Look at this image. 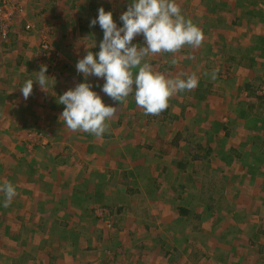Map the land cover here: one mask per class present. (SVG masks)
<instances>
[{
  "label": "rangeland",
  "instance_id": "1",
  "mask_svg": "<svg viewBox=\"0 0 264 264\" xmlns=\"http://www.w3.org/2000/svg\"><path fill=\"white\" fill-rule=\"evenodd\" d=\"M210 1L206 25L209 29L220 11L224 16L234 12L227 10L221 0ZM175 2L181 3L180 0ZM196 2L201 5V0ZM129 3L131 0H8L6 8L15 13L7 34L0 33V95L16 97L18 106L13 109L20 113L35 108L30 100L40 99L41 95L42 100L51 102L43 105L45 110L52 109L59 95L84 81L83 75L76 71L77 60L88 50L94 54L99 51L103 31L98 23L90 26V20L98 15V8L102 6L105 11H111L120 27L119 17ZM216 7H220L217 13ZM183 12L185 16L186 11ZM198 13L193 16L197 18L195 21L202 19L203 9ZM230 17L228 14L223 23H230ZM255 25L262 27L260 22ZM216 26L230 32L233 29ZM198 27L202 29L201 25ZM245 27L240 24L235 30L241 32ZM231 38L223 41L224 45L212 40L214 46L208 54L204 51L207 42L203 41L193 53L185 52L188 47L185 45L181 52L146 57L155 71L166 76L175 77L185 72L195 74L199 81L194 90L171 97L166 112L158 116L145 115L133 95L122 104L113 101L101 91L103 78L89 76L88 82L103 102L117 109L114 117L107 121V137L72 131L76 142L81 141V152L77 147L73 150L64 140L70 132L59 120L62 111L52 127L58 131L54 137L46 135L49 131H45L43 125L38 126L34 117H28L35 126L24 130L16 139L31 149L48 150V153L52 152V146L58 150L63 148L60 157L65 161L58 162L61 168L92 163L96 157H90L86 151L92 141L101 145L102 141L107 142V151L102 152L111 155L113 167V171L106 169L107 174H112V186L109 189L100 184L95 188L91 208L98 209L92 213V218L76 228L83 239L90 238L86 243H95L97 249L89 251L87 247L79 254L72 244L68 249L61 247L62 253L56 258L62 257L64 252L68 256L49 264H98L100 261L102 264H264V108L256 115L254 112L260 110L254 107L253 118L241 117L246 110L245 103L251 102L243 83L254 86L255 94H264L263 85L257 80L258 76L264 77V47L255 49L253 42H249L247 48L244 42L237 41L240 37ZM93 42L95 47L91 48ZM43 43H47L49 49L44 51ZM132 43L142 45L143 36H136ZM218 46H223L221 54L217 53ZM245 54L252 55L253 61ZM168 55L175 58L177 64H170ZM42 64L47 66L46 75L55 83L44 91L34 80L32 93L25 100L20 87L27 79H35ZM216 69L219 71L213 80L211 73ZM39 117L41 120V115ZM255 117H261L263 125ZM20 122L8 121L7 125L17 126ZM5 140L3 144L11 142L13 137L6 136ZM41 153L43 160L52 164L50 156L48 160L46 152ZM0 154V160L4 156L13 159L11 153ZM64 156L71 157L68 160ZM82 156L87 163L82 161ZM179 205L190 208L193 214L179 215L176 208ZM151 212L159 219L154 220ZM151 220L155 227L151 226ZM116 224L121 230L115 228ZM30 252L34 257L46 253L44 249L43 254L39 249Z\"/></svg>",
  "mask_w": 264,
  "mask_h": 264
},
{
  "label": "crops",
  "instance_id": "2",
  "mask_svg": "<svg viewBox=\"0 0 264 264\" xmlns=\"http://www.w3.org/2000/svg\"><path fill=\"white\" fill-rule=\"evenodd\" d=\"M180 1L181 3L179 6L181 7L182 14L184 15L183 11H186L185 18L191 19L197 26H202L201 30L204 36L203 41L207 42L204 44V51H206V53L214 46V44H211L212 40L216 42L220 41L222 42L221 44H223V41H229V37H232L231 39L234 40L240 37L237 41H240L241 43L244 42L245 44L243 45L247 48L250 46L249 42H253V48L263 49L264 0H221V3L227 7V10L233 9L234 12H228V14L231 15L230 23H223L227 20L226 18L228 14L224 16L225 13L220 11V15L222 14L221 16L218 13L214 19L212 18L215 21L213 22L215 27L213 26L211 29L206 26L209 22V17L207 15H209V10L211 9L210 4H212L210 0H201V5L197 3L196 0ZM197 4H199L200 7ZM47 7H49V5L45 6V8ZM201 9H203L204 15L202 16V19L198 18V20L195 21L197 18H194L193 16L199 15L198 12H201ZM219 9L220 7H218L216 13ZM204 16H206L207 19ZM257 22H260L262 27L260 25L256 26L255 24ZM217 24L233 28L234 31L232 29L233 32H230L223 26L219 28V26H216ZM240 24L246 25V27L242 28L241 32L240 30L238 32L235 29L236 26ZM243 45L238 44L240 48L246 50L247 48ZM220 47L218 46L219 50L217 53L222 52L223 46ZM194 49L195 48L188 46L185 52L193 53ZM171 55L175 56V54ZM222 55L225 57V53H222ZM166 56L167 55H164V57ZM168 56V59L171 60L172 56ZM245 57H248L253 61L252 55L245 54ZM10 78L13 79L12 76ZM263 78L264 77L258 76L257 80L260 82ZM246 84L249 83L244 82L243 88L247 92L245 89ZM210 86L212 87V85ZM210 90H212V88H210ZM35 93L37 95L41 94L40 91H35ZM8 96L9 95H0V136L2 137H0V140H2L0 143V152L3 155L11 153L13 159L11 160L10 156H4L5 158L0 160V183H3L5 180L11 182L16 189L17 195L13 198L10 206L4 207V194L0 193V212L2 213L0 217V264H49V262L54 263L63 261V258L68 256L66 252L62 254V257H56L62 253L61 247L68 249V246L71 244L76 247L74 250L78 251L76 253H81L87 247L89 251L96 250L98 245H95L93 242L86 243L90 238L83 239L82 235L79 234L76 228H79L80 224L88 218H92V213L98 209L96 208L94 210V208H91V204L94 200L95 188L100 184L108 186L109 189V186H112V174L109 172V174H107L108 170H106L108 168H111V170L113 169L111 166V155L109 156L102 152V150L107 151L105 145L107 142L102 141V138H100L99 141H102V143H104L103 145L98 142L96 144L95 141H92L91 145H88L89 148L86 151L90 153V157H96L93 158L94 164L93 162H85L82 156V161L87 164L83 165L82 163V166L80 165V167L71 166L70 168H61L58 165V162L59 160L62 162L65 161L60 157V151H63V148L62 150H58L52 146V152L48 153V150L39 151L31 149L28 145L21 144L16 138L17 136H20L24 130L27 131L28 128L35 126L30 124L32 123V120L28 117H34V121L37 122L38 126L39 124L43 125L42 128H44L45 131L50 132H47L46 135L54 137V133L58 131L52 127H54L58 121L57 114L63 111L62 104L53 107L54 104H57V102H54L52 109L45 110L46 108H44L43 105L48 103L51 104V102L48 100L47 102L42 100L41 95L40 99L37 98L30 100V102L38 108H33L35 112L30 108L26 109L27 111L20 113L18 110L16 111L15 108L13 109V107L18 106L17 100H15L16 97H13L12 99L8 98ZM13 101L16 103H13ZM239 102L238 105L243 106V103ZM248 104L249 103H245L244 105L246 109ZM163 112L165 113L166 111ZM39 115H41V120ZM242 118L250 119L253 118V116L249 113L248 116ZM255 118L261 123V117ZM18 120H21V122L17 124V126L7 125L8 121ZM261 125H263V122ZM35 128L39 129L38 127ZM59 129L60 126L58 127V130ZM69 132L70 133H67L64 140L67 141L73 150L77 147V151L81 152L79 148L81 141H78L79 143L76 142L77 139L75 133L70 129ZM105 133H103L102 136L107 137L108 134ZM6 136L13 137V140L7 144H3V140H5ZM48 139L49 138H47V140ZM87 141L91 142L90 140ZM47 142H49V140ZM62 143L67 144L63 141ZM97 148H101V151L97 150ZM37 151H39V155H36ZM41 152H46L45 155L48 160L50 156L52 164L43 160V153ZM1 157L0 154V159ZM64 157L69 160L71 156ZM98 199L99 197L96 198V201ZM151 213L154 220L159 219L154 212ZM119 214L124 215L122 213ZM143 216L144 214L142 213L141 217ZM177 219L181 220L180 217H177ZM140 222L141 221L139 220L137 221V223ZM150 223H152V227H155V222H153V220H151ZM144 227L147 228V225ZM115 228L121 230L117 224ZM120 230L119 233H122ZM70 232L72 233V236L69 235ZM101 236L105 238L103 234H101ZM102 237H100V239H102ZM33 249H39L42 254L44 249L46 252L44 255L46 257H44V255L40 257L31 256L32 254L30 251ZM86 251L85 254L87 253ZM88 256H90V254H88ZM122 263H124V260ZM98 264H102V261Z\"/></svg>",
  "mask_w": 264,
  "mask_h": 264
},
{
  "label": "clouds",
  "instance_id": "3",
  "mask_svg": "<svg viewBox=\"0 0 264 264\" xmlns=\"http://www.w3.org/2000/svg\"><path fill=\"white\" fill-rule=\"evenodd\" d=\"M119 19L120 27L111 11H105L102 6L98 8V15L90 20V26L98 23L103 31L99 51L94 54L88 50L77 60L75 68L84 81L58 96L57 102L64 105L59 119L73 132L83 131L100 137L108 129L107 121L116 113L117 107L106 105L93 90L89 76L103 78L101 91L113 101L122 104L133 95L137 107L143 109L145 115L153 116L166 110L169 99L175 94L198 86L195 74L180 72L169 77L155 71L146 60L158 53H176L185 45L198 48L204 40L202 30L185 18L175 0H131ZM138 35L144 38L142 45L132 43ZM169 63L175 65L177 60L173 58ZM134 69L138 71L134 73ZM218 71L211 73V79H216ZM46 72L47 66L42 64L35 79H27L20 87L25 100L32 93L34 80L44 91L55 83ZM0 193L4 194V207L10 206L17 195L15 187L7 180L0 183Z\"/></svg>",
  "mask_w": 264,
  "mask_h": 264
},
{
  "label": "trees",
  "instance_id": "4",
  "mask_svg": "<svg viewBox=\"0 0 264 264\" xmlns=\"http://www.w3.org/2000/svg\"><path fill=\"white\" fill-rule=\"evenodd\" d=\"M0 5H1V0H0ZM261 85H263V91H264V78L261 80ZM245 89L247 90V93L249 94L250 98H251V102L249 101V104L247 106V109L243 111V114H241L242 117L248 116L249 113H253L254 112V107L259 108V112L256 113L254 112L256 115L257 114H261L262 110L261 108L263 107L264 104V94L263 95H258L255 94V88L254 86H251V84H246L245 85ZM255 98V99H254ZM257 100V103L255 102ZM256 108V109H257ZM180 165V164H179ZM182 166V165H180ZM129 189V188H128ZM177 210H178V214L181 216H188L189 214H193L191 212L190 208H187L185 206H176ZM194 216H198V215H194Z\"/></svg>",
  "mask_w": 264,
  "mask_h": 264
},
{
  "label": "built area",
  "instance_id": "5",
  "mask_svg": "<svg viewBox=\"0 0 264 264\" xmlns=\"http://www.w3.org/2000/svg\"><path fill=\"white\" fill-rule=\"evenodd\" d=\"M7 3L8 0H1V5H0V33L3 36L7 34V30L11 26V22L15 13L14 10L6 8L5 4ZM42 48L44 51L49 49L48 44L43 43Z\"/></svg>",
  "mask_w": 264,
  "mask_h": 264
}]
</instances>
